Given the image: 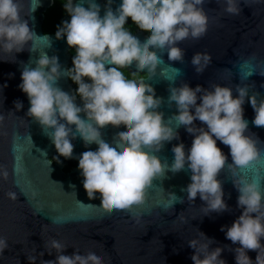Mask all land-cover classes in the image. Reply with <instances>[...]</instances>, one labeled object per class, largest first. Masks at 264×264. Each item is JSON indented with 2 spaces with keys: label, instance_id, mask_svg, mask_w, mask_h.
Returning <instances> with one entry per match:
<instances>
[{
  "label": "clouds",
  "instance_id": "clouds-1",
  "mask_svg": "<svg viewBox=\"0 0 264 264\" xmlns=\"http://www.w3.org/2000/svg\"><path fill=\"white\" fill-rule=\"evenodd\" d=\"M38 2L30 6L27 14H22L25 0H0V51L20 52L29 41L33 42L31 50H35L37 40L51 47L50 37L37 35L29 25L27 17ZM114 2L106 0L101 15V4L97 0H62L70 18L57 25L55 35L57 38L66 35L67 43L75 48L73 65L63 68L58 55L49 56L40 49L35 67L23 66L18 87L30 101L27 116L38 121L51 138L59 154L54 157L57 161L61 155L73 157V140L77 136L86 145L96 143L97 146L78 155V167L89 194L96 195L99 186L102 205L111 209L144 203L146 191L155 177L164 176L168 170L176 173L187 167L191 170V181L182 189L187 192V199L194 203L199 195L206 202L202 205L203 214L222 213L230 210V205L225 199L223 181L218 177L227 167L239 192L238 207L243 211L231 225H222L221 230L226 229V237L234 244L238 242L234 249L228 246L235 252L237 264H264V185L261 183L264 174L256 169L260 179L250 178L244 171L254 162L264 160V147L249 129L244 104L250 101L255 111L252 123L264 126V94L258 90L250 93L253 86L247 83L236 85L238 95L233 94L231 85L221 83L193 87L181 81L177 85L174 81L180 69H176V76H169L166 68L161 69L162 76L173 81L168 101L169 104L175 102L178 109L165 120L164 112L159 110L164 98L156 95V88L146 82V77L156 74L163 60L159 51L166 50L170 60L183 61L186 50L179 42L206 35L210 20L205 9L207 0H120L113 9ZM241 11V0H223V12L239 15ZM129 14L141 27L150 29L146 38L126 23ZM191 63L197 73H202L212 63V55L196 51ZM251 73L241 74V80H246ZM260 73L264 75V71ZM64 75L78 84L72 93L58 84ZM5 87L7 82L0 85V90ZM77 96L82 99V105L76 103ZM14 103L16 109L24 106L19 99ZM4 118L0 113V122ZM197 119L202 122L200 125L195 123ZM110 121L126 122L127 126L118 129L121 138L102 134ZM180 125L195 135L190 147L186 148L183 140L173 144L174 158L169 163L158 153L166 141L180 139L177 130ZM217 140L229 146L231 162ZM44 154L47 155L46 151ZM13 171H22L21 164L16 163ZM10 174L8 167L0 164V179L7 180ZM6 195L13 200L18 198L15 190H9ZM36 195L34 190L32 197ZM228 195L230 197L231 193ZM177 201L183 202L184 197L168 192L161 205L167 211L173 209ZM181 219L187 222L186 216ZM63 222L62 215L52 217V223ZM214 240L199 229L198 235L188 240L195 249L191 256L194 264H228L221 255L224 246L211 247ZM44 243L49 254L55 250V259H43L44 252L37 253L33 247L31 254H27L32 264L38 258L40 264H111V258L106 259L105 253L95 247L83 250L75 245L73 252L66 253L69 244L61 239L50 237ZM8 247L7 237L0 235V256ZM249 249L257 250L255 261Z\"/></svg>",
  "mask_w": 264,
  "mask_h": 264
},
{
  "label": "water",
  "instance_id": "water-1",
  "mask_svg": "<svg viewBox=\"0 0 264 264\" xmlns=\"http://www.w3.org/2000/svg\"><path fill=\"white\" fill-rule=\"evenodd\" d=\"M97 2L101 4L103 15L106 0ZM35 3L36 0H25L22 14H27ZM52 3L53 0H39L35 10L27 17L37 35L47 34L50 37L51 47L46 46L45 41L37 40L35 50H31L33 42L29 41L20 52L9 54L0 51V85L7 82V87L0 90V113L5 117L0 122V164L6 165L11 173L7 180L0 179V235L6 236L9 243L3 256H0V264H32L27 254H31L33 247H36L37 253L44 252L43 259H55V250L49 254L45 248L44 241L50 237L69 244L66 253L73 252L75 245L83 250L95 247L105 253L106 259L111 258V264H194L191 256L195 249L188 240L198 235V229L215 238L211 247L224 246L221 255L228 264H237L236 254L228 246L234 249L238 242L234 244L226 237V229L221 230L222 225H231L243 211L238 207L239 192L227 167L221 170L218 178L223 181L230 210L205 215L202 205L206 202L198 195L193 203L187 199V192L182 191L191 181V170L187 167L176 173L168 170L164 176L155 177L153 185L146 191L144 203L126 209H111L102 205L99 186L96 195L89 194L78 167V155L97 146L95 142L86 145L77 136L73 140V157L61 155L59 161L54 159L59 155L58 151L40 123L27 116L30 101L18 87L23 66L30 64L35 67L40 49L49 56L58 55L62 67L69 68L70 50L74 47L67 43L66 35L57 38L55 33H45L42 28L44 12ZM119 3L120 0H115L113 9ZM241 8L239 15H232L223 12V0H207L205 9L210 17L208 31L199 39L189 37L179 42L186 50L184 60H170L166 50H158L163 60L156 74L146 77V82L152 83L156 95L164 98L159 110L164 112L165 120L178 109L175 102L169 104L168 101L173 81L162 76L161 69L166 68L169 76H176V69H180L174 81L177 85L181 81L189 82L193 87L197 84L211 87L213 83H221L231 85L233 94L238 95L236 85L247 83L253 86L250 93L258 90L264 94V75L260 73L264 71V0H241ZM138 33L142 38L149 35L141 31ZM196 51H207L212 55V63L202 73H197L191 63ZM244 61L249 63L245 64ZM128 70L131 71V67ZM248 71L252 73L242 81L241 74L246 75ZM58 84L69 93L74 91L67 75L62 76ZM17 99L23 101L22 109H16L14 101ZM76 103L83 104L79 96ZM244 108V115L250 122L249 129L260 138L261 147H264V126L252 123L255 111L250 101L244 104ZM81 115L85 116L84 113ZM195 123L200 125L202 122L197 119ZM121 126H127L126 122L116 124L110 121L102 134L119 139L118 129ZM177 130L180 139L166 141L158 153L162 160L169 163L174 158L173 144L183 140L186 148L190 147L195 135L183 125ZM217 144L228 153L231 162L229 146L219 140ZM16 163L22 166L19 173L13 171ZM65 163H71L72 167L64 170ZM256 169H261L264 174V160L254 162L244 171L250 178L255 176L260 179ZM261 183L264 185V179ZM9 190L17 191L18 198L10 199L6 195ZM34 190L37 195L33 198ZM168 192L184 197V201H177L173 209L166 211L161 204ZM61 215L65 222L52 223V217ZM185 216L187 222L181 219ZM248 252L255 261L257 250L249 249ZM35 264H40L39 258Z\"/></svg>",
  "mask_w": 264,
  "mask_h": 264
},
{
  "label": "trees",
  "instance_id": "trees-1",
  "mask_svg": "<svg viewBox=\"0 0 264 264\" xmlns=\"http://www.w3.org/2000/svg\"><path fill=\"white\" fill-rule=\"evenodd\" d=\"M68 17L65 9L63 8L62 0H53V3L44 12V20L42 24L45 33H56L57 25L60 24L65 18ZM71 62L69 68L73 65V56L75 55V48L70 50ZM129 71V70H128ZM131 72V71H129ZM74 90L78 88V84L69 77ZM70 164H66L64 169L68 170Z\"/></svg>",
  "mask_w": 264,
  "mask_h": 264
},
{
  "label": "flooded vegetation",
  "instance_id": "flooded-vegetation-1",
  "mask_svg": "<svg viewBox=\"0 0 264 264\" xmlns=\"http://www.w3.org/2000/svg\"><path fill=\"white\" fill-rule=\"evenodd\" d=\"M67 18H70V17H67ZM126 23L127 24H129V25H132L133 26V28H134V30H136L137 32L138 31H141V32H143V33H145V34H149V32H150V29H146V28H143V27H141L139 24H138V22H136L135 21V19L132 17V15H129V17H128V20L126 21ZM66 164H70V168L72 167V164L71 163H65V165ZM65 165H64V167H65ZM64 167H63V169H64ZM69 168V169H70ZM68 169V170H69ZM65 170V169H64Z\"/></svg>",
  "mask_w": 264,
  "mask_h": 264
}]
</instances>
